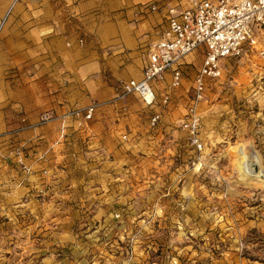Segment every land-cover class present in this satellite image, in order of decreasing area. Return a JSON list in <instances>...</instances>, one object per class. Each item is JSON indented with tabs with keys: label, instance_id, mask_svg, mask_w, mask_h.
<instances>
[{
	"label": "rangeland",
	"instance_id": "obj_1",
	"mask_svg": "<svg viewBox=\"0 0 264 264\" xmlns=\"http://www.w3.org/2000/svg\"><path fill=\"white\" fill-rule=\"evenodd\" d=\"M161 26L131 45L93 42L91 60L66 71L76 81L60 79L58 59L68 54L54 10L0 0V145L29 141L32 155H44L30 182L16 159L0 156V264H264V56L225 60L208 82L199 152L183 129L199 53L166 106L160 97L151 107L134 96L111 103L123 82L140 78ZM91 102L101 106L86 134L71 129L55 144L57 121L14 133L22 118ZM154 112L161 118L151 127ZM247 155L260 175L256 164L242 167Z\"/></svg>",
	"mask_w": 264,
	"mask_h": 264
},
{
	"label": "built area",
	"instance_id": "obj_2",
	"mask_svg": "<svg viewBox=\"0 0 264 264\" xmlns=\"http://www.w3.org/2000/svg\"><path fill=\"white\" fill-rule=\"evenodd\" d=\"M140 10L142 13L162 11L164 28L149 44L140 78L123 82L111 103L134 96L145 107H151L160 97V104L166 106L170 92L182 83L183 66L189 64L187 58L199 53L201 63L193 79V96L183 129L188 134L189 144L200 152L203 143L199 135L201 116L198 105L204 100L208 82L221 78L225 60L264 56V48L259 42L264 36V0H154L141 5ZM162 84L164 86L160 89ZM100 106L91 102L80 109L47 110L33 122L22 118L14 133L34 131L57 121L55 144H61L72 134L69 133L71 129L78 134H86ZM160 118V113L154 112L149 118L150 126L154 127ZM126 138L123 134L120 141L124 142ZM31 149L29 141L24 142L20 149L13 145L4 149L0 145V156L14 159L12 161L16 159V167L26 182H30L35 173L33 163H41L44 159L42 152L36 157L37 154H31ZM37 173L42 178L48 174L43 168Z\"/></svg>",
	"mask_w": 264,
	"mask_h": 264
},
{
	"label": "crops",
	"instance_id": "obj_3",
	"mask_svg": "<svg viewBox=\"0 0 264 264\" xmlns=\"http://www.w3.org/2000/svg\"><path fill=\"white\" fill-rule=\"evenodd\" d=\"M40 1H45V5L54 10V16L59 22L60 36L57 38L59 52L60 54H68V60L65 58L58 59L59 73H57L56 78L60 79L64 77L63 73L65 72V77L76 81V76L69 75L66 71L70 67L81 64V62L91 60L93 54L96 53V49L92 45L95 41L105 44L119 42L126 46L133 44V42L138 43V34L145 30H151L159 23L162 24L161 29L164 28L162 11L142 13L140 10L141 5L154 0ZM82 35H86L88 42H91L87 43L86 39V44L82 49L75 48L77 38ZM76 54H79L80 58H76ZM35 113L30 114L32 120H35Z\"/></svg>",
	"mask_w": 264,
	"mask_h": 264
},
{
	"label": "bare ground",
	"instance_id": "obj_4",
	"mask_svg": "<svg viewBox=\"0 0 264 264\" xmlns=\"http://www.w3.org/2000/svg\"><path fill=\"white\" fill-rule=\"evenodd\" d=\"M254 161L253 162H250V157H248V155L247 156H245L243 159H242V162H241V165H242V167H244L245 168V170H248V168H249V165H251V164H256L257 165V168H258V171H260L259 172V175H260V173H261V171H262V168H261V165L259 164V159H257V157L255 156L254 157ZM255 165V166H256ZM253 169H254V165H253ZM256 170V169H255Z\"/></svg>",
	"mask_w": 264,
	"mask_h": 264
}]
</instances>
